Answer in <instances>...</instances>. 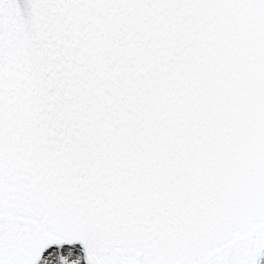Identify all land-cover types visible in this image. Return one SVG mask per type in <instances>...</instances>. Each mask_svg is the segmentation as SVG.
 Listing matches in <instances>:
<instances>
[{"label": "snow or ice", "instance_id": "snow-or-ice-1", "mask_svg": "<svg viewBox=\"0 0 264 264\" xmlns=\"http://www.w3.org/2000/svg\"><path fill=\"white\" fill-rule=\"evenodd\" d=\"M0 264H264V0H0Z\"/></svg>", "mask_w": 264, "mask_h": 264}]
</instances>
